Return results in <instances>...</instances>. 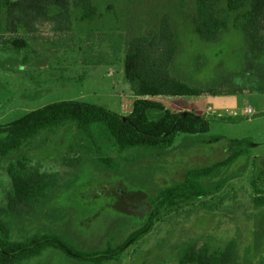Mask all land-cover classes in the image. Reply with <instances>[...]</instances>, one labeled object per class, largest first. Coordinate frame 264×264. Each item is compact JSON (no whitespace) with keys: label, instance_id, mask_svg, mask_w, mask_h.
<instances>
[{"label":"rangeland","instance_id":"obj_1","mask_svg":"<svg viewBox=\"0 0 264 264\" xmlns=\"http://www.w3.org/2000/svg\"><path fill=\"white\" fill-rule=\"evenodd\" d=\"M92 1L96 7L92 22L81 21L79 9L59 13L51 7L57 22L37 23L34 31L19 25L17 32L0 37V123L65 99L103 106L123 117L131 115L135 95L124 78L126 46L135 37L157 33L164 18L179 38L170 65L174 77L213 94L225 92L229 84L248 90L264 83V55L256 53L241 27L249 3L231 14L227 30L214 40H204L196 32V0ZM10 37L30 42L27 63L23 51L7 43ZM154 99L175 113L204 114L208 106L216 107L217 98ZM224 104L230 113L211 132L181 134L173 147L164 150L138 147L119 152L108 147L105 138L100 141L102 151L91 149L76 143L77 127L68 124L41 132L19 152L0 156V205L6 204L12 189L7 167L23 155L32 170L56 174L58 179V186L34 211L16 219L14 237L52 231L84 251L116 246L143 221L131 213L130 192L146 191L151 200L183 181L188 170L224 161L242 149L244 153L230 164L198 178L203 189L221 184L218 192L203 202L180 201L184 208L164 217L143 242L129 248L120 260L104 264H177L192 244L200 248L208 243L212 250H222L231 241L238 264L264 262V206L253 201L254 182L264 188V112L259 106L264 105V97L236 93ZM249 107L253 113H248ZM154 111L162 113L149 109L150 117ZM218 112L226 114L222 109ZM105 157L114 164L109 166ZM24 264L91 263L48 248Z\"/></svg>","mask_w":264,"mask_h":264},{"label":"trees","instance_id":"obj_2","mask_svg":"<svg viewBox=\"0 0 264 264\" xmlns=\"http://www.w3.org/2000/svg\"><path fill=\"white\" fill-rule=\"evenodd\" d=\"M248 3L250 7L242 15L241 27L254 50L264 55V0H196L197 34L204 40L216 39L230 27L231 14ZM51 7H57L59 13L79 9L80 20L84 22H92L96 11L92 0H0V37L17 32L19 25L34 31L37 23L57 22V15L50 12ZM7 43L17 51H23V61L28 62V49L32 51V47L27 39L10 37ZM178 50L179 38L172 23L164 18L157 33L135 37L126 46L124 78L130 83L133 94L139 97L134 101L131 115L123 117L103 106L80 100L55 101L26 112L15 121L0 123V156L19 152L41 132L68 124L77 127L75 141L78 145L85 143L81 146L100 151L103 150L100 143L103 138L107 140L108 147H117L119 152L138 147L164 150L173 147L181 134L192 136L211 132L215 125L221 123L220 120L193 111L175 113L163 102L153 99L159 96H200L207 92L171 74L170 65ZM149 109L162 113L154 116V111L150 117ZM243 153L244 150L239 149L224 161L188 170L183 181L163 189L151 200L146 191L130 192L131 213L143 220L141 225L122 243L116 246L108 244L105 249L95 251L80 250L52 231L37 232L24 239L14 237L16 219L34 211L58 186L56 174L32 170L28 156L23 155L7 167L12 189L6 204L0 205V264H24L41 256L48 248L58 249L65 257L91 264L120 260L129 248L143 242L164 217L184 208L180 201L187 205L194 199L203 202L218 192L221 184L203 189L197 183L198 178L210 176ZM102 159L109 166L114 164L110 158ZM253 185L254 203L264 206V188L258 186V181ZM135 194L141 198L134 200ZM234 247V241L222 250H212L208 243L200 248L192 244L183 250L177 264H238Z\"/></svg>","mask_w":264,"mask_h":264},{"label":"crops","instance_id":"obj_3","mask_svg":"<svg viewBox=\"0 0 264 264\" xmlns=\"http://www.w3.org/2000/svg\"><path fill=\"white\" fill-rule=\"evenodd\" d=\"M44 22H49V21H44ZM257 53V52H256ZM258 54V53H257ZM259 55V54H258ZM246 93V94H249V95H252V94H255L257 95L258 97H264V83H258L256 84L254 87H252L251 89H244L242 88L241 86L239 85H232V84H229V88L226 89L225 92H219V93H216V94H213L211 92H206L204 93L203 95H200V96H197V97H200V98H217L215 100V106L216 107H213V106H208L207 108V111L204 112V114H199V115H202V116H205L207 118H212V119H215V120H220V119H226L225 116L230 113V109L229 107H227V105H225L224 103L232 98L233 96H235L236 93ZM167 97H176V96H167ZM139 98L138 96L135 95V100ZM155 98V97H154ZM153 98V99H154ZM156 100V99H155ZM160 101V100H158ZM162 102V101H161ZM166 106V103L163 102ZM262 109H260L261 111L264 112V105H259ZM167 107V106H166ZM168 108V107H167ZM250 108V107H249ZM169 109V108H168ZM225 110V113L226 114H223L221 115L220 112H218V110ZM192 110H195V109H192ZM251 111L252 113L254 112V110L251 108ZM173 112V111H172ZM155 113H157L155 111ZM214 113V114H213ZM217 115H216V114ZM247 113V112H246ZM157 115H159L157 113ZM213 115V116H211Z\"/></svg>","mask_w":264,"mask_h":264},{"label":"built area","instance_id":"obj_4","mask_svg":"<svg viewBox=\"0 0 264 264\" xmlns=\"http://www.w3.org/2000/svg\"><path fill=\"white\" fill-rule=\"evenodd\" d=\"M247 111H248V113H249V114L252 112V111H251V108H248V110H247Z\"/></svg>","mask_w":264,"mask_h":264}]
</instances>
